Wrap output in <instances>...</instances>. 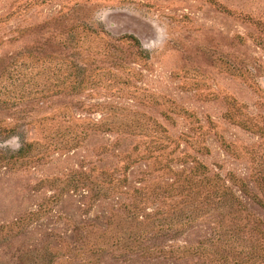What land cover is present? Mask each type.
Segmentation results:
<instances>
[{
	"label": "rangeland",
	"instance_id": "rangeland-1",
	"mask_svg": "<svg viewBox=\"0 0 264 264\" xmlns=\"http://www.w3.org/2000/svg\"><path fill=\"white\" fill-rule=\"evenodd\" d=\"M254 223L264 0H0V264H240Z\"/></svg>",
	"mask_w": 264,
	"mask_h": 264
},
{
	"label": "trees",
	"instance_id": "trees-1",
	"mask_svg": "<svg viewBox=\"0 0 264 264\" xmlns=\"http://www.w3.org/2000/svg\"><path fill=\"white\" fill-rule=\"evenodd\" d=\"M121 38L126 39L129 42H132L135 46H138L141 48L140 42L138 40V38H136L134 35L132 34H126L124 36H122ZM245 128H247L246 126H244ZM5 130H9V129H5ZM10 130L12 131L13 129L10 128ZM14 132V131H12ZM179 173L183 172V170H179L177 171ZM191 173L193 175L197 174V175H201V182H202V188L204 189L205 192V197L206 199H218V200H229L233 203H238V198L236 197V195L234 194L233 190L231 189V187L229 185H226L225 182H223V180L221 179V177L217 176V175H210L209 174V170L202 165L201 163H195L192 168H191ZM190 174V173H188ZM189 181L192 182V185H194V187H196L198 184L197 180H194L193 177L191 176L190 179H188ZM230 181L235 184L238 188L239 191L241 193H243L244 195H247L255 200H257L258 202H260V200H258V198L251 194L247 188V186L245 185V183L240 180L237 179L234 176H230ZM118 183H122L123 180L122 179H118L117 180ZM251 230L253 232H255L256 234H258L261 239L264 240V232L262 230L259 229L258 224L254 223L251 227ZM192 251H189L187 249H183V253L181 256H185V255H199V256H209L210 254L207 252H203V251H196L193 253H190ZM246 254V255H245ZM246 260L244 262L240 261V264H264V247L259 246V247H255L253 250H249L247 252L244 253ZM177 257H179L177 255ZM216 260V259H214ZM226 260V258H225ZM217 262V260H216ZM223 264L224 261H223Z\"/></svg>",
	"mask_w": 264,
	"mask_h": 264
}]
</instances>
